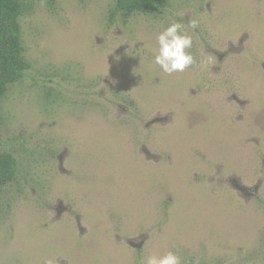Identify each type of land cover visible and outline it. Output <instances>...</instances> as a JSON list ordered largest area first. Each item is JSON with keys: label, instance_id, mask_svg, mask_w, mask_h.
Masks as SVG:
<instances>
[{"label": "rangeland", "instance_id": "obj_1", "mask_svg": "<svg viewBox=\"0 0 264 264\" xmlns=\"http://www.w3.org/2000/svg\"><path fill=\"white\" fill-rule=\"evenodd\" d=\"M29 1L32 68L2 105L19 178L0 197V264H264V0L115 22V0ZM172 22L196 63L168 75L154 56Z\"/></svg>", "mask_w": 264, "mask_h": 264}, {"label": "trees", "instance_id": "obj_2", "mask_svg": "<svg viewBox=\"0 0 264 264\" xmlns=\"http://www.w3.org/2000/svg\"><path fill=\"white\" fill-rule=\"evenodd\" d=\"M29 0H0V126L3 101L10 88L21 82L32 65L24 56L20 19L31 10ZM170 7L169 0H115L109 20L127 21L133 16H157ZM125 103L133 105L129 99ZM19 165L13 154L0 150V197L4 189L18 181Z\"/></svg>", "mask_w": 264, "mask_h": 264}, {"label": "clouds", "instance_id": "obj_3", "mask_svg": "<svg viewBox=\"0 0 264 264\" xmlns=\"http://www.w3.org/2000/svg\"><path fill=\"white\" fill-rule=\"evenodd\" d=\"M189 24L193 30L198 27L196 21H189ZM181 29L180 22H172L156 36L159 51L154 56V63L168 75L184 72L196 63L189 51L193 47V38L182 33ZM141 264H182V258L176 252L168 251L162 256L153 254L143 257Z\"/></svg>", "mask_w": 264, "mask_h": 264}]
</instances>
